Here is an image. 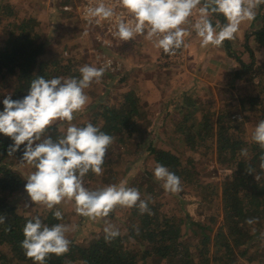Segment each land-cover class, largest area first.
Instances as JSON below:
<instances>
[{"label": "trees", "instance_id": "trees-1", "mask_svg": "<svg viewBox=\"0 0 264 264\" xmlns=\"http://www.w3.org/2000/svg\"><path fill=\"white\" fill-rule=\"evenodd\" d=\"M65 1L58 2L60 19L74 17L77 20L74 13L59 9ZM22 10L9 1L0 6V111H3V100L7 96L18 100L27 95L30 83L36 77L80 76V66L71 56L58 57L45 49L48 32L38 18ZM216 18L221 23L225 22L221 16ZM38 23L42 31L37 28ZM249 38L264 52V26L245 39ZM130 41L134 44L139 39ZM224 47L230 50L228 42L224 43ZM245 49L249 58L254 60L250 48L245 46ZM179 54L181 50L175 56L161 50L157 57L158 67L161 70L169 67L168 59ZM236 60L239 65L232 71L230 82L244 81L246 87H250L246 89L247 93L239 96L237 105L232 107L230 104L218 112L211 111V108L206 110L194 90L183 91L184 105L181 111L184 110L185 114L170 127L167 136L177 138L181 149L171 143L151 147L148 155L153 169L142 172L140 177L128 182L129 187L139 190L142 199L152 197L149 204L152 215H142L135 207L127 208L120 218L117 217L116 226L121 232L119 237L106 242L102 229L79 243L71 240L68 253L59 257L51 254L45 264H81L82 261L86 264H240L238 261L241 258L250 264H264V239H261V233H264V169L259 167L264 149L244 139L238 118L231 113L232 109L241 106L252 115V119H264V65L254 68L252 61L246 64L238 58ZM255 77L258 78L257 84L252 82ZM136 85L121 92L116 104L98 101L91 108L93 111L78 114L72 121L81 127L90 122L115 137L102 166L103 174L97 176L90 172L84 177L85 186L90 189L97 179L101 180L102 186L110 179L115 157L125 163L130 161L126 158V152L142 151L144 140L151 138L150 135L153 136L162 126L161 122L157 123V117L156 121H151L153 113L150 114L149 108H146L144 90ZM254 90L256 92H252ZM188 96L193 98L186 100ZM168 115L166 111L163 118ZM152 123V130H148ZM64 132L56 126L48 130L53 139ZM13 143L10 137L0 134V216L5 217V224L0 225V264H34L21 247L27 221L39 216L44 224L51 226L66 224V219L63 216V220L58 221L53 216L57 208L61 210V205L52 210L43 206L33 214H27L20 205L11 201L23 185L21 173L13 167V163L19 162L24 146L21 145L20 150L9 157V146ZM244 148L248 149L247 157L240 155ZM210 153L215 156L218 166L232 172L218 189L211 183L193 180L191 164L195 162L194 158ZM156 163L166 166L180 177L182 189L196 188L194 190L203 201L214 203V209H210L202 221L193 219L184 210L182 194L186 192L168 193L162 187V182L155 179ZM249 166L254 169L253 174L246 171ZM115 174L117 181L125 177L124 170ZM256 176L259 178L256 179ZM118 209L120 211L122 208ZM220 216L221 221L217 223ZM107 218L113 219V213L105 221ZM249 218H255L257 223L247 224ZM259 241L261 243L258 245Z\"/></svg>", "mask_w": 264, "mask_h": 264}, {"label": "clouds", "instance_id": "clouds-1", "mask_svg": "<svg viewBox=\"0 0 264 264\" xmlns=\"http://www.w3.org/2000/svg\"><path fill=\"white\" fill-rule=\"evenodd\" d=\"M118 2L123 9V13L119 15L105 0H96L94 6L86 9V17L97 22L115 18L116 31L113 35L119 40L130 41L142 36L163 53L175 56L188 46L186 38L193 32L204 48L219 47L225 41L233 40L242 23L255 19L256 10L264 0ZM213 16H223L226 22L217 21L214 25L211 19ZM110 63L109 61L101 67L85 64L79 68V78L36 77L22 99L13 100L11 96H7L3 100L0 134L10 137L14 142L9 146L8 155L13 157L20 146L24 145L19 163L34 168L24 185L31 204L52 210L62 202L71 201L74 202L78 215L93 221L108 217L117 207H135L142 215H152L149 208L152 197L142 199L139 190L127 186L126 182L95 189L85 186L84 177L87 174H103L102 166L115 137L90 122L81 127L72 121L90 101L85 90L93 82H101ZM58 123H67V127L62 136L53 139L48 130ZM251 139L264 149V119L257 122ZM240 155L247 157L248 149H241ZM259 167L264 169V155L260 156ZM246 171L253 174L254 169L249 166ZM154 177L162 182V187L168 193L179 194L183 190L180 177L160 163L155 164ZM53 216L58 221L64 218L58 208ZM246 223L253 225L257 220L249 218ZM3 224L5 217L0 216V225ZM76 228V225L65 223L49 226L39 216L33 217L23 228L21 247L25 256L33 260L34 264H45L51 254L59 257L69 252L71 240L68 234ZM103 232L106 242L121 235L120 229L107 220L104 222ZM261 239H264V233H261ZM81 264L86 262L82 261Z\"/></svg>", "mask_w": 264, "mask_h": 264}, {"label": "rangeland", "instance_id": "rangeland-1", "mask_svg": "<svg viewBox=\"0 0 264 264\" xmlns=\"http://www.w3.org/2000/svg\"><path fill=\"white\" fill-rule=\"evenodd\" d=\"M8 1L12 3V5L21 7L23 9L22 12L29 13V16L38 18L43 29L48 32L45 49L49 53L58 57L71 56L72 59L76 61L75 64L80 67L85 64L97 67L95 62L96 45L94 43L93 34L96 29L93 25H86L77 17V20L74 19V17H71L72 19H60L58 0H0V6L4 3H8ZM40 24H37V28L42 31ZM142 38L143 37H140L139 40L141 41ZM1 41L2 39L0 38V44ZM234 41L237 42L239 39H233V42ZM133 46L134 44L132 45L131 41H123L120 44L114 45V49L112 48L104 51L108 57L121 64V70L112 73L111 75L105 73L100 83L93 82L92 85L85 90L86 94L90 97L88 105L83 111L77 113L75 116L93 111L94 109L91 108L98 101L103 104H116V102L119 101L121 92L137 84L144 90L143 95L146 108H149L148 112L150 114L153 113L151 121H156V119L159 118L157 123L161 122L162 126L160 129H157L158 131L154 133L153 136L150 135L151 138L147 137L144 140L142 151L126 152V158L131 159L130 161L125 163L117 157L112 160L113 172L110 173V179H108L104 185L119 184L123 181L126 182V185L128 186V182L133 178L140 177L142 172L151 171L153 166L148 153L153 146H164L171 143L179 150L181 149L177 138L167 136L169 135L170 127L177 123L185 114L184 110L181 111L184 105L182 99L184 96L181 95L183 91L187 92L194 90L196 97L206 110L211 108V111L218 112L219 109H225L227 106H230V104L234 107L237 105V99L239 96L247 93L248 91L246 89L250 88L246 87L244 81L239 83L236 82L235 84H232V81L230 82L232 71L235 68H238L239 65L236 59L238 58L246 64L252 61L254 68L264 65V52L261 50L253 48L251 52L254 60H251L246 51L240 52L238 50L235 51L234 49L232 51V48L229 45L230 50H227V52L231 56H235L236 59H233V61H235L234 63H232L231 60H228L229 57L220 51L219 54L221 56L224 55L222 56L224 61H221V56H217L220 57V60H218L219 65L214 68L212 67V69L208 67V69L204 70L202 73L199 72L195 78L190 76L189 86L184 84L179 85V82L174 83L175 78L171 76V72L176 68L170 67L168 68L170 70L167 68L161 70V67H158V63L151 67V69H133L130 67L129 63L133 62V60H131ZM223 48L225 49L224 46ZM98 49L100 51V48ZM230 69L232 70L230 71ZM252 82L257 84L258 78H253ZM252 92L256 91L254 90ZM191 97L193 98V96H188L186 100L190 101L192 99ZM166 111L169 115L166 118H163ZM244 111H246V113ZM231 113L238 118L237 122L240 124L239 127L244 133V139L247 142H253L251 135L258 119H252V115L241 106L232 109ZM81 117L86 118L84 115H81ZM152 126L153 123L149 125L148 130H152ZM56 127L64 131L66 130L67 123H58ZM167 129L168 131L166 132L165 130ZM161 135H163V137H159ZM183 158L185 157L183 156ZM183 161L185 160L183 159ZM194 161L195 162L191 164V168L193 169V180L199 183H211L217 189L232 173L231 170L227 168L223 169L217 165L213 153L206 154V156H198L194 158ZM13 164V167L18 169L21 173L23 185L21 190L17 193V196L13 197L11 201L20 205L25 213L33 214L36 210L43 207L42 205L31 204L30 198L24 190V185L27 182L26 178L32 171H34V168L27 165H21L18 161H15ZM122 170L125 171V177L121 179V181H117V178H114V174L116 171L120 173ZM101 186V180L97 179L92 189ZM194 189L196 188L190 187L182 190L183 192H186V194H182L183 202H185L184 210L196 221H202L206 213L210 209H214V203L203 201ZM26 205H28V207H25ZM60 205L62 206L61 210L66 219V224L77 226L74 232L68 234L70 240L79 243L90 236V234L99 232L104 228L106 217L97 218L93 221L87 217L78 215L75 212L74 202L66 201L62 202ZM126 210L127 208H122L119 211L117 207L112 212L114 218L110 220L107 218V220L116 225L117 217L120 218L121 215L124 214L123 211ZM220 221L221 216L218 218L217 223ZM215 228L216 226L214 229ZM259 243L261 242L259 241L257 244L259 245ZM238 263L250 264L245 258H241Z\"/></svg>", "mask_w": 264, "mask_h": 264}, {"label": "crops", "instance_id": "crops-1", "mask_svg": "<svg viewBox=\"0 0 264 264\" xmlns=\"http://www.w3.org/2000/svg\"><path fill=\"white\" fill-rule=\"evenodd\" d=\"M256 12L257 14L253 21L245 22L241 24L240 29L234 38V39H239V41L237 42L236 41L233 42V40L225 41L229 43V45L232 48V51L234 49L235 51L238 50L240 52H245L246 51L245 46L249 47L250 50H252L253 48L259 50V48L254 44L252 38H249L248 40L245 39L246 36L253 35L255 32L259 31L264 26V3H261L259 5ZM195 16L196 13H194V17ZM221 17L223 18V16ZM211 19L214 25L217 21H219L217 20L216 16L211 17ZM186 43L188 46L181 50V54H179V56L168 59L169 67H167V69L170 67L176 68L174 69L173 72H171V76L175 78L174 83L179 82V85L184 84L189 86L190 76H193V78H195L197 77L199 72L202 73L204 70H207L208 67L212 69V67L214 68L217 65H219L218 60H220V57L217 56H221L219 54L220 51L224 53L227 57H229L228 60H231L232 63L235 62L233 61V59L236 58L228 54L227 50L223 48L224 43L222 46L219 47H212V46H209L207 48L201 47L200 42L196 38L194 32L190 37L186 38ZM160 52H161L160 49L155 48L152 42L147 41L143 37L141 41L139 40L137 43H134L132 59H131L133 60V62L129 63V65L133 69H139V68L151 69V67H153L158 63L157 56L158 57L160 56ZM222 56H221V61H224ZM232 69H230V71Z\"/></svg>", "mask_w": 264, "mask_h": 264}, {"label": "built area", "instance_id": "built-area-1", "mask_svg": "<svg viewBox=\"0 0 264 264\" xmlns=\"http://www.w3.org/2000/svg\"><path fill=\"white\" fill-rule=\"evenodd\" d=\"M60 1L61 0H58V2ZM95 3L96 0H67L64 4L59 6V9L63 12H73L82 23H85L86 25L91 24L94 26L96 29V31L93 33L94 43L96 45V65L97 67H101L110 61V67L107 68L105 73L111 75L112 73L121 70V64L108 57L104 51L112 48L114 49V45L120 44L123 41L119 40L113 35V33L116 31L115 18L111 20H100L97 22L86 17V9L89 6H94ZM105 3L111 4L118 15L123 13V9L120 8L118 0H105ZM139 37L140 36L136 37L135 39H139ZM98 48H100V51Z\"/></svg>", "mask_w": 264, "mask_h": 264}, {"label": "bare ground", "instance_id": "bare-ground-1", "mask_svg": "<svg viewBox=\"0 0 264 264\" xmlns=\"http://www.w3.org/2000/svg\"><path fill=\"white\" fill-rule=\"evenodd\" d=\"M69 13H73V12H69ZM77 17V16H76Z\"/></svg>", "mask_w": 264, "mask_h": 264}]
</instances>
